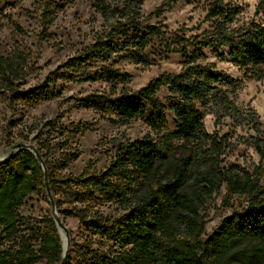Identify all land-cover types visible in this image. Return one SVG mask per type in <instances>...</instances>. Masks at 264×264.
<instances>
[{"label":"trees","instance_id":"16d2710c","mask_svg":"<svg viewBox=\"0 0 264 264\" xmlns=\"http://www.w3.org/2000/svg\"><path fill=\"white\" fill-rule=\"evenodd\" d=\"M178 1L181 0L164 4L169 7ZM93 2L103 21L102 31L92 43L67 59L64 71L53 73L54 78L104 83L110 89L108 93L80 97L77 105L112 115L119 123L141 118L154 133L161 132L166 124L164 112L157 107V94L164 88L175 129L162 135L161 141L145 136L120 143L104 170L75 176L66 173L79 156L76 149L70 148L71 140L89 130L86 125L59 128L61 142L50 145L48 141V145L37 148L56 213L62 222L73 218L78 223L76 235L69 233L66 264H206V260H233L232 250L243 240L258 241L264 246V201L225 217L214 232L202 239L199 195L192 196L184 190L190 178V159H170L174 141L193 144L199 157L205 154L206 147L217 146L218 150L216 140L204 130L197 104L215 108L220 116L233 121L239 115L224 90L233 86L232 80L213 65L201 64L202 50L210 48L219 54L227 46L230 61L260 80L264 76L260 70L264 66V22L252 19L234 26L238 8L224 0H213L205 15L212 23L211 29L189 43L191 51L185 46L180 49L185 58L180 71L157 76L136 92L128 93L125 86L130 82L129 75L114 67L121 63L150 65L145 51L152 41L163 37V32L147 21L161 14L155 10L144 17L142 0ZM10 71L11 65L0 58V88H5L15 100L33 101L49 94L40 86L15 91L8 79ZM164 165L168 170L162 182L137 197L140 180L154 176ZM238 183L244 193L254 189L249 180H229L231 185ZM45 195L43 171L30 151L20 149L0 161V264H38L42 260L60 263L62 240L53 215H44L39 221L42 227H35L19 212L28 197Z\"/></svg>","mask_w":264,"mask_h":264},{"label":"rangeland","instance_id":"374dc122","mask_svg":"<svg viewBox=\"0 0 264 264\" xmlns=\"http://www.w3.org/2000/svg\"><path fill=\"white\" fill-rule=\"evenodd\" d=\"M165 1L170 3V0H142L144 17L159 10L161 15L147 23L158 26L163 37L152 41L145 51L150 65L121 63L114 67L130 77L125 92H136L162 74L178 73L185 60L180 49L185 46L191 51L189 43L211 29L212 23L205 15L207 5L213 0H181L169 7ZM224 2L240 11L234 26L245 25L252 19L264 22V0ZM102 28L103 21L93 0H0V58L11 65L8 79L17 92L37 86L49 91L33 101H21L0 88V159L12 151L16 153L19 144L31 145L37 150L41 145H48V141L50 145L61 142L59 130L82 124L89 130L71 140L70 148L76 149L79 156L69 164L66 173L75 176L100 172L109 165L120 143L145 136L161 141L162 135L174 131L170 99L164 88L157 94V107L164 112L166 124L161 132L154 133L141 118L119 123L112 115L77 105L80 97L108 93L110 89L104 83L54 78L53 73L64 71L62 67L67 59L92 43ZM227 51V46L219 54L205 48L200 63L213 65L232 80L233 86L224 90L238 109L237 120L220 116L215 108L197 104L204 130L216 140L218 150L217 146L206 147L205 154L199 157L193 144L174 141L170 154L172 162L190 159V178L184 190L192 196L199 195L197 210L203 225L202 239L214 232L225 217L264 201V76L260 80L252 78L230 61ZM260 70L264 73V66ZM56 149L55 158L59 155V148ZM167 170V166H161L154 176L141 179L137 197L162 182ZM229 180L232 183L249 180L254 189L244 193L241 183L231 185ZM19 212L35 227H42L39 221L44 215H53L46 195L28 197ZM63 223L70 235L75 236L77 221L66 218ZM232 251L235 252L233 260H206V264H264V246L258 241L243 240ZM38 264L49 263L42 260Z\"/></svg>","mask_w":264,"mask_h":264},{"label":"water","instance_id":"95a60500","mask_svg":"<svg viewBox=\"0 0 264 264\" xmlns=\"http://www.w3.org/2000/svg\"><path fill=\"white\" fill-rule=\"evenodd\" d=\"M16 149H17V151L20 149H26V150L30 151L35 156L38 164L40 165V167L43 171L44 178H45L46 195L48 197V200H49L52 212H53V219H54L55 225L58 229V232H59L61 240H62V257H61V261L59 264H66L67 263V257H68V249H69V245H70L69 232H68L67 228L65 227L64 223L62 222V220L60 219V217L58 216V214L56 213L53 198H52L49 186L47 184V172H46L45 165H44L40 155L36 151V149L33 148L31 145L19 144L16 146ZM14 154L15 153L12 151L8 156L1 158L0 161H4L5 159L13 156Z\"/></svg>","mask_w":264,"mask_h":264},{"label":"bare ground","instance_id":"6f19581e","mask_svg":"<svg viewBox=\"0 0 264 264\" xmlns=\"http://www.w3.org/2000/svg\"><path fill=\"white\" fill-rule=\"evenodd\" d=\"M65 243V242H64Z\"/></svg>","mask_w":264,"mask_h":264}]
</instances>
